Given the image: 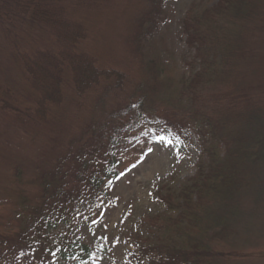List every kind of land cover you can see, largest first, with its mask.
Here are the masks:
<instances>
[{
    "label": "trees",
    "instance_id": "trees-1",
    "mask_svg": "<svg viewBox=\"0 0 264 264\" xmlns=\"http://www.w3.org/2000/svg\"><path fill=\"white\" fill-rule=\"evenodd\" d=\"M105 1L0 0V199L19 207L20 220L10 239L0 235V264H87L92 248L74 237L77 206H102L131 137L148 127L194 134L200 152L196 173L160 197L171 213L162 227L173 231L166 252L141 246L157 264H220L205 239L232 233L264 148L262 90L245 71L252 44H264V7L253 8L264 0L191 7L183 33L200 66L180 80L161 79L143 54L164 0L132 19L126 58L90 50L86 13Z\"/></svg>",
    "mask_w": 264,
    "mask_h": 264
},
{
    "label": "rangeland",
    "instance_id": "rangeland-1",
    "mask_svg": "<svg viewBox=\"0 0 264 264\" xmlns=\"http://www.w3.org/2000/svg\"><path fill=\"white\" fill-rule=\"evenodd\" d=\"M218 1L164 0L158 28L143 50L145 57L152 58L151 67L156 68L161 79L180 80L183 75L190 76L199 69V60L194 59V50L189 49L186 43L182 21L191 7L200 11ZM147 2L107 0L105 4L88 11L86 16L94 28L90 50L102 57L124 55L126 58V37L131 21L146 8ZM259 5L264 7V2L259 1L253 8ZM261 39L264 41V36ZM251 41L254 42L253 39ZM252 48H257V51L245 71L249 79H255L252 85L256 87L258 84L259 92L262 90L257 101L264 109V44L259 47V44L253 43ZM138 59L136 63H139ZM147 121L143 117L140 122L144 124ZM256 125L264 128V117L259 118ZM256 125L251 124L250 135L261 132L255 129ZM157 130L148 127L131 137L129 149L120 157L119 171L109 196L101 207L89 212V204L77 206L74 237L92 248L93 256L87 264H157V258L152 259L146 254V248L141 246L145 242L154 241L160 253L166 252V244L170 242L173 231L162 227L164 215L171 213L167 212L160 197L164 198L170 190L178 191L196 173L200 146L194 134L183 140L169 130L164 133ZM254 150L256 152V147ZM257 150L261 157L250 166V184L245 187L243 195L238 196L241 195L240 206L234 213L232 233L223 234L228 237L221 238L213 234L217 232L214 226L208 230L213 237L205 239L211 248L210 257L213 261L219 260L220 264H264V148L258 147ZM221 152H224V147ZM18 208L11 200L0 199L2 238L10 239L11 229L18 226ZM211 237L213 240H210ZM44 250L39 248L38 257L45 256Z\"/></svg>",
    "mask_w": 264,
    "mask_h": 264
}]
</instances>
